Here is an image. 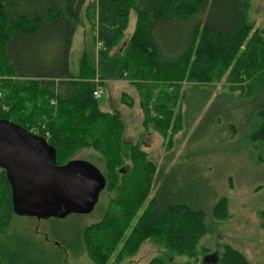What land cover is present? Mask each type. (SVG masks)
Segmentation results:
<instances>
[{
    "label": "trees",
    "instance_id": "16d2710c",
    "mask_svg": "<svg viewBox=\"0 0 264 264\" xmlns=\"http://www.w3.org/2000/svg\"><path fill=\"white\" fill-rule=\"evenodd\" d=\"M84 2L0 0V119L43 135L54 146L58 163L66 162L75 149L83 146L96 149L104 157L105 188L115 193L102 219L88 223L83 230L95 263L102 264L115 251L119 255L116 235L135 217L128 238H150L167 249L194 257L182 264H251L228 242L217 244L221 246L215 262L197 257L200 238L228 213L227 195L208 202L206 197L212 188L205 189L202 205L208 203L204 208L181 193L172 197L166 173L174 163L169 170L164 164L158 167L138 143L126 142L122 138V118L116 112L102 110L93 96L95 87H103L111 79H127L138 85L144 77L139 64L145 62L151 69L149 75L155 78H166L159 71L165 69L180 74L179 80L182 75L204 82L211 77L219 79L222 70L217 59L226 66L234 56L236 59L238 55L233 52L246 42L237 31L252 28V23L245 20V0H97L95 27L100 45L94 52L93 45L85 42L89 63L83 65L82 56L80 72L71 74L70 38ZM165 2L167 9L162 7ZM129 10L147 18L146 22H137L130 35L125 52L132 51L125 55L124 50L108 53L117 44ZM240 25L244 27L238 30ZM257 34L264 51V26ZM231 41L233 45L228 47ZM194 65L199 68L194 69ZM229 68L235 77H242L243 89L235 95L219 92L206 106L200 104L196 113L202 114L195 129H205L213 122L219 126L215 135L222 138L229 134L230 138V133H245L249 126L246 139L264 141V60L254 75L244 74L239 63ZM192 131L188 142L195 144ZM125 157L131 165L120 168ZM199 170L205 188L208 173ZM152 187L156 188L148 205L136 213ZM15 213L11 185L5 168L0 166V264H56L43 245L20 231L8 230ZM109 225V238L99 231L95 235L90 232ZM147 264H162V260L159 257Z\"/></svg>",
    "mask_w": 264,
    "mask_h": 264
},
{
    "label": "rangeland",
    "instance_id": "374dc122",
    "mask_svg": "<svg viewBox=\"0 0 264 264\" xmlns=\"http://www.w3.org/2000/svg\"><path fill=\"white\" fill-rule=\"evenodd\" d=\"M96 3L97 0H85L79 13V21L72 32L68 52V70L71 74L80 72L82 56H85L83 65L89 63L85 42L93 45L94 52L99 45L95 27L98 24ZM162 7L167 9V2ZM245 8V20L252 23V28L240 31L244 26L238 27V34L244 35L246 42L233 52V55H238L236 59L234 56L227 66L217 59V65L222 70L219 79L211 77L208 82H204L198 81V77L192 79L182 75L179 80L177 78L180 74H172L165 69L159 71L166 78H155L153 74L149 75L151 69L145 62L139 64L144 77L138 85L126 79L106 81L98 103L102 110L118 113L123 120L122 138L129 143H138L156 166L164 164L165 170H169L168 166L174 163L166 173L172 197L181 193L186 198L196 199L199 206L204 208L210 199L221 194L227 195V215L216 221L215 227L199 240L200 252L197 257L200 260L205 254H213L215 262L221 246L217 244L228 242L241 250L251 264H264V214L261 213L264 210V141L252 142L246 139L249 126L245 133H230V138L227 137L229 134L222 138L215 135L219 126L213 125V122L205 125L203 130L195 129L202 114L196 113L200 104L206 106L219 92H233L235 95L241 91L239 88L243 89L242 77L231 74L230 65L239 63L244 74L250 72L254 75L263 63L264 51L257 41V33L264 26V0H245ZM146 20L144 14L129 10L125 27L118 31L119 39L115 48L107 52H125L135 25ZM39 44L42 42L39 41ZM231 45L233 41L227 44L228 47ZM131 51L122 55L130 54ZM134 54L139 56L138 51H134ZM198 68L199 66L194 65V69ZM191 131V139L197 141L195 144L188 142ZM125 150H128L127 146ZM70 159L90 161L106 177L105 159L96 149L90 146L77 148L68 160ZM130 161L125 157L120 168L131 165ZM199 169L208 173L205 188L199 177ZM209 187L212 188L206 197L209 201L202 205V195ZM155 188L149 190L136 213H140L148 205ZM114 193V190L109 191L104 186L89 212L72 211L64 216L47 217L15 213L8 230L20 231L43 245L54 256L56 264H97L89 254L83 230L88 223L102 219L104 209ZM134 220L135 217L120 235H116L115 231L120 253L117 255L115 251L102 264H147L159 257L162 264L193 261L194 257L187 253L167 249L156 240L128 238ZM110 230L109 225L90 232L95 235L99 231L100 235L109 238ZM201 245L209 249L203 251Z\"/></svg>",
    "mask_w": 264,
    "mask_h": 264
},
{
    "label": "water",
    "instance_id": "95a60500",
    "mask_svg": "<svg viewBox=\"0 0 264 264\" xmlns=\"http://www.w3.org/2000/svg\"><path fill=\"white\" fill-rule=\"evenodd\" d=\"M0 166L11 185L13 209L37 217L89 212L106 179L92 162L56 161V150L47 139L6 118L0 119ZM205 254L203 261H213Z\"/></svg>",
    "mask_w": 264,
    "mask_h": 264
},
{
    "label": "built area",
    "instance_id": "2783aa9c",
    "mask_svg": "<svg viewBox=\"0 0 264 264\" xmlns=\"http://www.w3.org/2000/svg\"><path fill=\"white\" fill-rule=\"evenodd\" d=\"M101 93H102V89H101L99 86H97V87H95V88L93 89V96H94L95 98H99L100 95H101Z\"/></svg>",
    "mask_w": 264,
    "mask_h": 264
},
{
    "label": "crops",
    "instance_id": "0c3cea01",
    "mask_svg": "<svg viewBox=\"0 0 264 264\" xmlns=\"http://www.w3.org/2000/svg\"><path fill=\"white\" fill-rule=\"evenodd\" d=\"M70 41H71V38H70ZM98 44H99V42H98ZM100 45V44H99ZM119 80H124V79H119ZM127 80V79H126ZM108 81H111V80H107V82ZM101 89H102V87H100Z\"/></svg>",
    "mask_w": 264,
    "mask_h": 264
}]
</instances>
